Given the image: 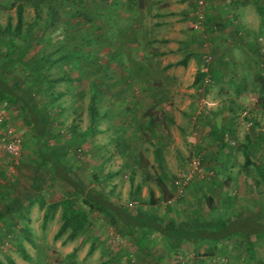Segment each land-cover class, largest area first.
Returning <instances> with one entry per match:
<instances>
[{"label":"rangeland","instance_id":"rangeland-1","mask_svg":"<svg viewBox=\"0 0 264 264\" xmlns=\"http://www.w3.org/2000/svg\"><path fill=\"white\" fill-rule=\"evenodd\" d=\"M141 2L23 1L16 42L36 37L29 52L45 59L37 100L50 117V153L127 211L175 222L238 210L264 219V0ZM16 3L0 0V29L14 28ZM93 96L99 117L85 134ZM213 128L223 132L220 151ZM39 151L18 105L0 99V211L19 202L0 215V264H247L230 242L168 252L154 235L145 244L87 207L84 232L54 237L61 207L48 206L70 190L43 176ZM256 250L264 264V237Z\"/></svg>","mask_w":264,"mask_h":264},{"label":"trees","instance_id":"trees-1","mask_svg":"<svg viewBox=\"0 0 264 264\" xmlns=\"http://www.w3.org/2000/svg\"><path fill=\"white\" fill-rule=\"evenodd\" d=\"M16 24L11 30L10 26L0 29V99L9 103L17 104L23 113L25 122L29 125L31 132L38 141L40 151L37 167L46 178L61 180L69 187V194L49 208L57 205L61 207V224L54 234L57 237L69 230L67 238H74L84 232L89 223L87 212L97 210L109 215L110 221L120 227L123 233L136 234L139 240L145 244L155 243L154 235H158L159 241L165 250L173 251L179 249L184 242L211 241L213 246L224 242L231 243V249L239 251L247 264H262L256 250V240L264 237V219L260 216L245 214L243 211H233L209 219L199 220L191 217L175 222L168 218L163 219L152 213L140 209L135 212L124 210L121 206L108 199L99 190L86 187L81 177L70 164L63 163L55 158L49 151L54 143V135L51 132L50 117L48 112L38 104V94L44 76V56L39 50L32 53L29 50L34 46L36 37L22 39V44L16 42L21 37L23 25V1L16 0ZM127 5L141 7V0H126ZM184 64L185 60L178 61ZM17 63V65L15 64ZM18 68V74L13 66ZM203 73H197L195 80L202 77ZM89 123L84 131L85 134L94 131V123L99 117L96 109L94 96L89 101ZM209 136L216 142L220 150L223 149V132L211 129ZM218 141V143H217ZM158 157V156H157ZM264 177V168L261 170ZM157 184L161 191V199L171 198L165 184L158 179ZM205 201L209 207H213V197L209 193L204 194ZM159 198L154 197L150 191L149 201L155 204ZM6 206L0 215H4L18 208L19 202ZM80 201V202H79ZM48 213L43 216L42 223L46 222Z\"/></svg>","mask_w":264,"mask_h":264},{"label":"built area","instance_id":"built-area-1","mask_svg":"<svg viewBox=\"0 0 264 264\" xmlns=\"http://www.w3.org/2000/svg\"><path fill=\"white\" fill-rule=\"evenodd\" d=\"M7 148H8V150L11 153H14V154H16L18 152V150H19L18 145L17 144H13V143L8 144Z\"/></svg>","mask_w":264,"mask_h":264},{"label":"crops","instance_id":"crops-1","mask_svg":"<svg viewBox=\"0 0 264 264\" xmlns=\"http://www.w3.org/2000/svg\"><path fill=\"white\" fill-rule=\"evenodd\" d=\"M226 13V12H225ZM225 16V15H224ZM221 18H222V15H221ZM169 43H171V41L169 42Z\"/></svg>","mask_w":264,"mask_h":264}]
</instances>
